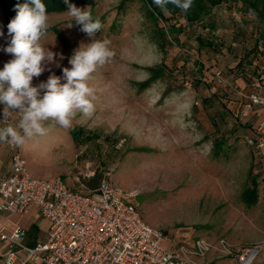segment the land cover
Instances as JSON below:
<instances>
[{
  "label": "rangeland",
  "instance_id": "1",
  "mask_svg": "<svg viewBox=\"0 0 264 264\" xmlns=\"http://www.w3.org/2000/svg\"><path fill=\"white\" fill-rule=\"evenodd\" d=\"M122 1L96 0L93 8L76 6L88 7L93 19L101 22L94 36L82 31V25L67 12L48 15L50 27H56L57 32H48L41 44L56 53V59L33 78V86L51 74L65 83L63 69H70L75 51L93 40L107 41L113 55L97 67L88 82L95 96L90 116L77 113L69 128L49 121L46 135L19 146L28 172L39 179L56 174L63 183L83 192L88 190L85 182L97 173L107 178L125 201L137 206L150 227L166 235L189 232L213 244L224 239L238 248L256 247L259 254L252 264H264V183L259 177L254 184L257 202L248 205L242 200L246 190L254 187V157L246 138L255 129L239 119V114L235 116V100L223 93L225 90L220 89L216 97L211 93L210 88L219 83L212 80L207 87L202 81L192 83L199 71L214 77L213 66L201 64L197 35H212L208 26L216 25L225 42L227 35L232 38L236 30H245L257 19L248 16L241 1L233 7L220 5L202 25L185 27L177 41L166 33L167 46L161 51L158 29L166 31L169 23L183 21L156 19L155 23L143 0ZM0 32L2 70L13 57L4 51L11 37L1 11ZM222 62L223 79L229 70L242 71L244 67L242 63L227 69L231 61ZM149 68H162V75L143 88L140 84L149 79ZM2 110L0 105V116ZM17 116L13 113L10 120ZM77 128L91 137L74 143L70 131ZM215 144L220 147L217 156ZM87 165L94 172L89 179L84 177ZM209 255L218 257L214 264H236L215 251Z\"/></svg>",
  "mask_w": 264,
  "mask_h": 264
},
{
  "label": "built area",
  "instance_id": "2",
  "mask_svg": "<svg viewBox=\"0 0 264 264\" xmlns=\"http://www.w3.org/2000/svg\"><path fill=\"white\" fill-rule=\"evenodd\" d=\"M261 49L255 90L246 95L237 92L243 99L241 120L255 108L264 111V92L260 93L264 88V33ZM214 80L224 83L219 72L214 73ZM3 144L11 151V167L0 178V215L20 214L33 206L49 225L45 240L29 248L23 244L25 231L8 229L0 219V243L7 248L4 264H198L211 251L236 264H252L259 254L256 247L238 248L224 239L213 244L197 238L166 249L162 244L167 235L145 223L138 208L125 201L108 179L95 190L83 192L66 187L58 178H35L28 173L19 147ZM246 144L254 157L253 174L264 183V119L247 136ZM85 171L87 179L94 175L88 165Z\"/></svg>",
  "mask_w": 264,
  "mask_h": 264
},
{
  "label": "clouds",
  "instance_id": "3",
  "mask_svg": "<svg viewBox=\"0 0 264 264\" xmlns=\"http://www.w3.org/2000/svg\"><path fill=\"white\" fill-rule=\"evenodd\" d=\"M191 2L154 0L164 11L169 3L186 11ZM67 13L89 36H94L102 27L99 19H93L88 7L70 5ZM48 21L47 8L42 0H28L17 5L16 16L7 26L11 40L4 51L13 58L0 70V105L3 106L0 143L22 146L28 139L46 135L48 128L45 125L49 121L69 128L77 113L90 116L93 112L94 89L88 82L97 67L112 57L108 42L93 40L81 45L70 59L72 67L63 69L65 83L51 74L45 82L33 86V78L39 77L45 71V65L56 59V53L41 44L50 27ZM13 113L18 119L9 124Z\"/></svg>",
  "mask_w": 264,
  "mask_h": 264
},
{
  "label": "trees",
  "instance_id": "4",
  "mask_svg": "<svg viewBox=\"0 0 264 264\" xmlns=\"http://www.w3.org/2000/svg\"><path fill=\"white\" fill-rule=\"evenodd\" d=\"M127 0H123L121 2V4H124ZM132 1V0H129ZM145 2V4L148 6L149 8V14L152 16V19L155 21V23L157 22L156 19H161L164 20L166 22H170L173 19H177L178 21L182 20L183 22H174V23H169L168 24V29L166 31L162 30V28L158 29V35H159V42H158V48L161 51H164L165 47L167 46V40H166V33L171 35L172 38L177 41L178 39V35L184 32V28H194L195 26H199L203 24V20L208 16V14L210 13V11H212V9L214 7H220V5H225V6H235V2L236 1H241L244 5L247 6L246 8V12L248 14V16L252 17L255 16V18L257 19V23L254 22L253 24H251L253 26V28L255 29V32L258 34V37H256V41L258 40H262L263 37V33H264V0H192L191 2V6L186 10H182L179 7H177L175 4L169 3L166 5L167 11L162 10L159 6H157L154 3V0H143ZM28 0H0V11L3 15V18L5 20V26L8 30V24L10 23V21L16 16L17 13V5H22L24 3H27ZM42 2L46 5L47 8V12L48 15L50 14H63L66 13L69 9L70 5H75V6H88L90 8L95 7L96 5V0H42ZM165 15H168L167 17ZM182 23H185V26H182ZM204 27V26H203ZM209 29H211V34L210 36H201V35H197L195 37V42L197 43V52L200 55V59H201V64L204 63H210L211 66H213V68H218L219 66H217L218 64V58L220 55H222L221 50H223V46L224 44L221 43V39L216 38L214 32L216 31V25H209L208 26ZM53 31V32H57L56 31V27H49L48 32ZM237 31V32H236ZM235 31V36L240 35L243 36L244 30L243 29H238ZM214 35V36H213ZM10 37V35H9ZM216 46L218 47V51L216 49ZM256 57L259 59V63L256 65V68L259 67L262 62V49H261V43L260 45L257 44L256 46ZM217 62V63H216ZM242 61H239V63H237V66H240ZM248 62V61H247ZM196 63V62H195ZM198 63V68H202V65ZM229 66V65H228ZM227 69H234L232 68H228ZM236 66V67H237ZM219 69V73L221 71H224L223 69L221 70ZM206 71V70H205ZM148 72H150V77L148 80H146L145 82H143L142 84H140L141 87H147L149 84H151L153 81L157 80L158 78L161 77L162 75V68L160 69H155V68H149ZM198 72V74H196V76H194L193 82L194 85H199V82L202 81L204 84V86L206 85V83H211V81L213 80L214 83L216 82L214 80V77H210L207 72L204 73L202 71ZM255 71L253 72V75ZM214 74V73H213ZM229 76L226 77V79L231 80L233 75H234V70H229L228 72ZM203 76V77H201ZM211 78L210 80H208V78ZM255 78L252 79V81H254ZM213 83V82H212ZM217 83V82H216ZM221 85V84H220ZM212 86L211 89V93L216 97V95L218 94V92H220L222 90L223 93H228V88L226 86H223V84L220 86ZM207 87V86H205ZM210 87V86H208ZM220 87V88H219ZM224 95V94H223ZM226 95V94H225ZM205 102V101H204ZM238 107H236V114L235 116L237 117L238 114ZM73 142L78 144L79 142H81L82 140H88L91 136H89L88 132H86L85 130L81 129V128H77V129H72L70 131ZM219 145L215 144V150H214V154L217 156L219 153ZM145 151V150H144ZM104 179L107 178H103L101 175L95 173V175L87 182H85V186L88 188L87 192L89 191H93L97 188V186L99 185V183L101 181H103ZM256 181V175L253 176V178L251 179V184L254 186ZM75 191H79V190H75ZM245 196L242 197L243 202L247 203L248 205H253L254 203L257 202L258 200V196H257V192H256V188L255 186L251 189L246 190ZM132 205H134L136 208L137 206L130 202Z\"/></svg>",
  "mask_w": 264,
  "mask_h": 264
},
{
  "label": "crops",
  "instance_id": "5",
  "mask_svg": "<svg viewBox=\"0 0 264 264\" xmlns=\"http://www.w3.org/2000/svg\"><path fill=\"white\" fill-rule=\"evenodd\" d=\"M219 7V6H218ZM216 8V7H214ZM212 9V11H215V9ZM220 10V9H219ZM248 26V25H246ZM245 28V27H244ZM237 32V31H236ZM216 38L219 37L221 39V43H224V48L221 50L222 55L218 58V68L221 70H224V63L222 60L228 59L230 62V65L228 68H234L237 66V63L239 61H242L244 67L240 70H234V75L231 80L223 79L224 84L223 86H226L228 89L229 97L234 99V108L236 110V107H238V114L240 111V104L243 101V99L238 95V91L243 93L244 95L249 94L255 90L253 87V82L257 80L259 76L258 69L256 68V65L259 63V59L256 57V46L257 44L260 45L261 41H256V37H258V34L255 32V29L253 26H248L245 28L243 36L233 34L232 38L230 36L225 37V42H223V38L217 34L216 31ZM248 61V62H247ZM260 65V64H259ZM238 67V66H237ZM218 68H212L211 71L219 72ZM255 71V75H253V72ZM254 81H252V79ZM211 79V78H210ZM235 88V89H234ZM264 92V88L260 91L262 94ZM238 101V102H237ZM231 104H233L231 102ZM3 117L0 116V119ZM18 119V116L14 118V120H10L11 124H14L16 120ZM264 119V111L259 108H255V110L245 119L247 125L250 126V128L255 129L257 131V126L260 121ZM253 132L250 134H247V136L252 135ZM19 147V146H18ZM26 163V161H25ZM11 167V151L5 144H0V178L6 177L10 172ZM28 171V170H27ZM29 173V172H28ZM32 177L33 174L29 173ZM36 178V177H35ZM58 178L62 181L60 177L56 176V174L52 175L51 178ZM66 187L77 190L74 187H71L69 184L63 183ZM2 202L0 198V203ZM0 219L3 220L4 224L8 229H16L20 228L25 231V237L23 240V244L26 247H34L38 242L44 241L47 232H48V222L42 218L39 210L36 207L30 206L27 207L22 213L20 214H14L11 216H5L0 215ZM197 239V237H193L189 232H183L179 233L176 232L174 234H168L167 238L163 241V247L166 249H171L176 247L177 245L181 243H191L193 240ZM7 252V248L4 244L0 243V264H4L3 257L5 256ZM215 259H218L217 256H206L204 259L198 260V264H214ZM234 261V260H233ZM236 263V262H235ZM219 264H224L223 262H220Z\"/></svg>",
  "mask_w": 264,
  "mask_h": 264
}]
</instances>
